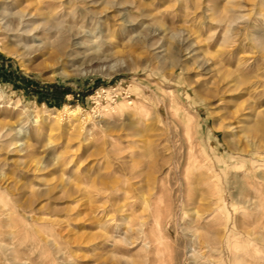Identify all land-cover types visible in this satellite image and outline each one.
<instances>
[{
	"label": "rangeland",
	"instance_id": "374dc122",
	"mask_svg": "<svg viewBox=\"0 0 264 264\" xmlns=\"http://www.w3.org/2000/svg\"><path fill=\"white\" fill-rule=\"evenodd\" d=\"M0 264H264V0H0Z\"/></svg>",
	"mask_w": 264,
	"mask_h": 264
},
{
	"label": "bare ground",
	"instance_id": "6f19581e",
	"mask_svg": "<svg viewBox=\"0 0 264 264\" xmlns=\"http://www.w3.org/2000/svg\"><path fill=\"white\" fill-rule=\"evenodd\" d=\"M228 74L230 75L229 72H228ZM228 74H227V75H228ZM236 81H237V80H236ZM247 130L249 131L250 134H255V133H257L258 128H248ZM20 132H22V131H21V130H18L16 136H17ZM155 224H156V223H155ZM158 231H159V230H158Z\"/></svg>",
	"mask_w": 264,
	"mask_h": 264
}]
</instances>
